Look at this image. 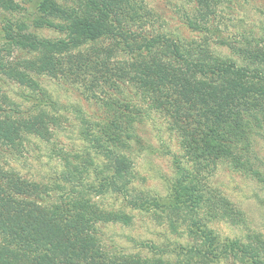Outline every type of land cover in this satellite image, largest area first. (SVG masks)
Returning a JSON list of instances; mask_svg holds the SVG:
<instances>
[{
    "label": "trees",
    "instance_id": "trees-1",
    "mask_svg": "<svg viewBox=\"0 0 264 264\" xmlns=\"http://www.w3.org/2000/svg\"><path fill=\"white\" fill-rule=\"evenodd\" d=\"M195 2L185 24L203 34L200 40L136 34L132 28L154 21L144 0H36L34 27L64 33L56 39L37 37L22 22L3 26L0 75L36 94V105L16 117L0 107V264H264L260 235L220 239L211 227L245 220L209 182L221 165L264 180L243 153L249 130L264 127V39L224 36L216 23L221 0ZM0 8L19 5L0 0ZM215 46L232 58L217 55ZM14 51L28 56L16 58ZM40 77L78 85L111 111L105 122L77 117L82 152L53 141L62 115ZM130 88L138 100L119 98ZM141 102L165 117L183 147L185 161L164 193L135 183L129 150L133 123L144 117ZM29 137L49 143L62 162L48 183L9 166L7 155L21 154ZM105 199L112 203L103 205ZM133 212L175 238L139 242L136 252L114 251L101 229L131 226Z\"/></svg>",
    "mask_w": 264,
    "mask_h": 264
},
{
    "label": "rangeland",
    "instance_id": "rangeland-1",
    "mask_svg": "<svg viewBox=\"0 0 264 264\" xmlns=\"http://www.w3.org/2000/svg\"><path fill=\"white\" fill-rule=\"evenodd\" d=\"M19 8L6 11L0 8V41L3 26L7 22H22L28 31L40 38L56 39L64 33L52 28H36L33 20L38 16L35 11L36 0H14ZM58 4H70L72 0H55ZM66 1V2H65ZM150 10L151 21L142 28H132L136 34L144 33L153 36L163 33L170 40H200L202 33L194 32L185 24L186 15L194 13L195 0H144ZM193 12V13H192ZM216 23L224 36H236L242 33L264 39V0H221L216 11ZM217 55L232 58V55L221 47H213ZM13 56L24 57L27 54L14 51ZM55 104V113L62 115L61 125L55 129L53 141L67 152H82L84 144L80 139L82 125L80 115L96 121L105 122L111 111L97 103L93 94L68 81L37 78ZM35 95L28 89L19 86L0 75V107L11 108L16 116H24L35 110ZM135 90L128 89L120 95L122 99L134 100ZM138 100V98H136ZM144 117L133 123V141L129 156L135 165L136 186L141 189L164 193L173 171L185 161L183 147L177 134L169 130L168 124L158 111L142 103ZM244 151L248 162L260 171L264 179V127H253L247 133ZM10 153V150H6ZM8 163L13 169L26 178L43 183L55 178L61 169L62 162L51 154V146L37 138L29 137L24 150L19 155L10 154ZM73 158V156H70ZM70 161V159H69ZM187 166V165H186ZM211 187L219 190L239 209L245 223L234 227L223 222L213 223L211 227L220 239L244 238L246 234L256 233L264 239V180L259 181L251 175L237 172L221 165L209 178ZM112 201L105 199L103 205ZM133 224L129 227L108 225L101 229L103 241L114 251L136 252L139 242H162L165 237L173 240L163 226L153 222L146 214L133 212ZM135 239L136 243L131 240ZM144 253V252H143ZM218 264H234L225 261Z\"/></svg>",
    "mask_w": 264,
    "mask_h": 264
}]
</instances>
